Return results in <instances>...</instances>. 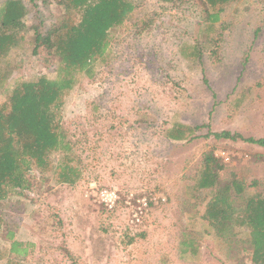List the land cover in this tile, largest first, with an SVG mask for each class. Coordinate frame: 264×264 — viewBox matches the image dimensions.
<instances>
[{
    "label": "rangeland",
    "instance_id": "rangeland-1",
    "mask_svg": "<svg viewBox=\"0 0 264 264\" xmlns=\"http://www.w3.org/2000/svg\"><path fill=\"white\" fill-rule=\"evenodd\" d=\"M133 1L150 26L137 33L134 19L116 29L107 61L79 79L62 107L81 176L69 186L32 172L29 189L0 201V246L9 231L33 243L25 264H250L248 250L226 255L202 218L205 199L196 203L187 185L201 153L213 148L222 176L233 171L248 191L264 192V147L201 137L221 130L264 137V0L229 5L216 24L221 36L210 42L196 35L202 19L194 0ZM35 2L48 27L54 5ZM25 21L27 41L8 58L0 104L17 81L54 69L28 45L37 16ZM197 37L200 56L189 47ZM173 122L201 125L200 137L169 140ZM182 233L194 236V254L179 253Z\"/></svg>",
    "mask_w": 264,
    "mask_h": 264
},
{
    "label": "trees",
    "instance_id": "trees-1",
    "mask_svg": "<svg viewBox=\"0 0 264 264\" xmlns=\"http://www.w3.org/2000/svg\"><path fill=\"white\" fill-rule=\"evenodd\" d=\"M55 8L53 22L44 27L35 0H0V88L11 73L8 58L24 47L27 35L26 16L33 12L38 22L32 31L31 53L45 65L54 63L50 76L41 74L17 81L0 104V201L11 193L22 194L31 187V173L41 180L74 185L81 171L74 163L73 143L62 124L65 97L81 77L92 78L97 64L108 59L113 32L133 21L134 31L140 33L150 26V18L137 17L138 5L133 0H42ZM175 3L183 0H159ZM200 9L201 32L207 42L213 41L221 13L239 0H194ZM199 39L191 46L193 55L200 56ZM201 125L173 122L165 128L169 140L183 141L200 137L195 134ZM242 141L264 147V137H244L238 132L208 131L203 138ZM53 154L58 159L53 160ZM225 165L214 155L213 148L201 153L187 185L196 203L205 199L202 218L212 229L214 237L226 245V255L248 250L250 264H264V192L248 191L247 185L233 171L222 176ZM205 190L199 198L195 192ZM4 221L0 213V230ZM239 230L246 236H237ZM182 233L179 241L181 255L194 254V236ZM7 247L0 246V263L25 264L34 244L14 238L6 232ZM69 258L72 254L66 248Z\"/></svg>",
    "mask_w": 264,
    "mask_h": 264
}]
</instances>
